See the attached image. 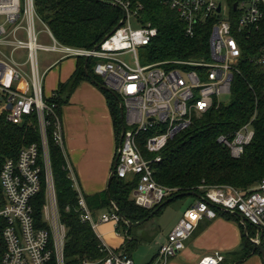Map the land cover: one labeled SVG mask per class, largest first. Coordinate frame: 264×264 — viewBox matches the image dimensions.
<instances>
[{"label":"built area","instance_id":"obj_1","mask_svg":"<svg viewBox=\"0 0 264 264\" xmlns=\"http://www.w3.org/2000/svg\"><path fill=\"white\" fill-rule=\"evenodd\" d=\"M99 1L118 7L123 23L101 40L97 49H82L60 44L37 17L33 0H0V115L10 125L30 124L33 117L40 140L39 144L20 148L0 164V264H64L66 230L58 211L46 139L52 119L53 139L62 151L64 140L55 104L48 103L42 94L43 75L36 64L39 50L58 52L60 58L95 60L92 72L118 95L125 123L122 141L115 150L114 177L136 179L132 198L146 210L164 203L176 192L155 182V165L161 161L169 140L187 129L193 118L205 114L214 100L221 102L230 94L241 61V42L260 43L250 62L264 67V0H161L178 16L187 37L194 35L197 26L209 24L208 52L199 59L164 60L145 66L139 64L137 49L150 43L158 31L150 22H141L144 5L129 0ZM38 19L52 46L38 44ZM16 50L26 52L24 62L12 58ZM125 55L133 63L126 62L122 58ZM9 80L18 89L9 88ZM250 127L244 125L233 138L223 135L218 142L230 150L232 157H238L253 138ZM66 169L77 191L81 220L94 231L97 224L105 222L116 227L120 218L113 208L100 217L99 223L94 221L67 162ZM43 189L38 221L34 204ZM199 189L203 194L184 210L168 233L155 264H166L181 252L199 222L216 217L213 206L241 216L255 228L251 242L264 247V180L247 192L228 185ZM101 244L106 255L100 264H135L132 258ZM223 258L215 253L202 257L198 264H219Z\"/></svg>","mask_w":264,"mask_h":264},{"label":"trees","instance_id":"obj_2","mask_svg":"<svg viewBox=\"0 0 264 264\" xmlns=\"http://www.w3.org/2000/svg\"><path fill=\"white\" fill-rule=\"evenodd\" d=\"M133 4L144 5L140 13L141 22H150L158 34L143 49L144 64L158 63L164 60H190L206 57L208 52L209 24L196 27L191 37L185 30L178 16L161 0H129ZM37 17L48 27L53 37L64 46L93 49L122 19V12L116 6H110L96 0H33ZM242 56L238 71L230 84L228 101H213V106L200 117L193 118V123L185 130L177 133L169 140L161 153V161L155 165L154 180L161 186L175 188L169 202L183 197V193L203 194L199 187L228 185L236 190L247 192L264 180V67L250 62L256 54L260 43L241 42ZM85 59V58H84ZM77 58V67L70 79L60 83L54 96L46 99L55 104V112L61 122V107L68 103L73 89L83 80L90 79L102 93L113 123L115 147L119 145V135L124 128L123 113L119 105L118 95L107 92L102 86L103 80L92 72L95 60ZM32 123L13 125L0 115V164L6 158H12L20 148L39 144L37 126ZM244 125L251 126L252 140L243 147L238 157H232L230 150L218 142L221 136L233 138L234 132ZM54 120L47 128L48 154L53 174V185L58 204V211L65 226L64 264H100L106 255L102 244L90 224L81 220L78 207L77 191L68 177L65 154L53 139ZM136 179H120L113 177L110 181L109 195L103 192L84 197L93 217L96 212L111 211L112 203L126 221L146 223L159 215L168 205L167 201L149 210L138 207L132 198L136 187ZM44 189L36 197L34 214L41 220V209L44 203ZM196 197V196H193ZM156 213L152 216V211ZM216 216L232 219L239 224L241 218L237 214L221 211L213 206ZM148 218V220H146ZM142 223V224H143ZM240 224L242 232L241 246L237 251L223 256L219 264H240L251 256L259 255L258 247L250 238L255 228ZM117 233L123 237V244L114 249L131 258L138 246L139 239L132 236V228L119 219L116 224ZM262 258V257H261ZM149 262L148 264H151ZM264 264V263H263Z\"/></svg>","mask_w":264,"mask_h":264},{"label":"crops","instance_id":"obj_3","mask_svg":"<svg viewBox=\"0 0 264 264\" xmlns=\"http://www.w3.org/2000/svg\"><path fill=\"white\" fill-rule=\"evenodd\" d=\"M60 57L61 55H58L54 60L47 62L46 68L41 73L42 94L46 99L54 96L58 85L68 81L77 67L76 58ZM61 124L63 154L81 194L88 197L103 192L106 190L113 169L116 147L113 123L105 97L91 81L88 83L81 81L73 89L68 103L61 107ZM184 210L169 226V232L183 216ZM106 212L107 210L96 212L94 221L99 223L100 217ZM240 224L241 221L238 224L232 219L219 216L200 221L191 237L186 240L185 247L178 254L171 256L166 264H198L204 256L215 253L226 256L237 251L242 242ZM95 229L98 238L109 248L118 249L123 244V237L117 233L113 223L97 224ZM163 240L164 238L162 241L157 238V247L151 258L152 264L157 263L159 247L165 243ZM241 264H263V262L260 256L255 255Z\"/></svg>","mask_w":264,"mask_h":264},{"label":"rangeland","instance_id":"obj_4","mask_svg":"<svg viewBox=\"0 0 264 264\" xmlns=\"http://www.w3.org/2000/svg\"><path fill=\"white\" fill-rule=\"evenodd\" d=\"M133 28L137 27V24L132 25ZM35 31L38 34V44H42L45 46H52L53 42L51 38L46 34L45 26L41 21L38 19L35 22ZM142 53L143 49H137V59L141 66H145L142 61ZM60 55L58 52H51L45 50H39L37 52V59L36 64H38V73H43V70L46 68V63L54 60L55 57ZM26 57V52L23 50H16L12 58L18 62H24ZM126 62L133 63L132 60H129V57L125 55L122 57ZM11 59V57L9 58ZM26 67H23V70ZM82 82H89L87 79L83 80ZM7 86L10 88L18 89V85L16 83H11L9 80L7 82ZM229 96H224L221 98L224 102L228 101ZM95 112V111H94ZM76 143V142H75ZM73 146V143H72ZM196 197L193 196H183L179 197L178 199L171 201L168 205L165 206L163 212L159 215H156L150 219V221L143 223L135 228H132V236L139 239L138 246L135 251L131 254V258L133 259L135 264H146L151 261L152 256L155 253L157 247V238L159 241L166 242V235L169 233V226L176 220V218L181 216L182 210L186 209ZM165 244V243H164ZM259 256V255H257ZM244 263V262H243ZM241 264V263H240Z\"/></svg>","mask_w":264,"mask_h":264},{"label":"water","instance_id":"obj_5","mask_svg":"<svg viewBox=\"0 0 264 264\" xmlns=\"http://www.w3.org/2000/svg\"><path fill=\"white\" fill-rule=\"evenodd\" d=\"M97 1V0H96ZM99 1V0H98ZM101 2V1H100ZM105 3V2H104ZM217 11H219V8L217 9ZM123 23V19H121L118 24L114 27V29L111 31L110 34H112L114 32V30L119 27L121 24ZM110 34L106 35L102 40L106 39ZM99 45V44H98ZM98 45L95 46V48L97 49L98 48ZM86 62V59H84V63ZM85 74L86 76L90 79L91 83L94 84L96 83L95 80L93 78H91L89 76V74L86 72V69H85ZM107 92H110L112 93L113 95H115L113 92H111L105 85L102 86ZM119 105H120V102H119ZM121 107V105H120ZM122 108V107H121ZM121 114H122V109H121ZM123 131H124V128H122L121 132H120V135H119V144L120 142L122 141V135H123ZM112 172L108 178V181H107V187H106V192L107 194L109 195V186H110V181L111 179L114 177V169H115V161L113 162V166H112ZM182 195H186V196H196L197 198H200L199 195H197L196 193H192V192H188V193H183ZM170 199H167V203L169 202ZM112 208L114 210L115 213H117V215L119 216V218L127 225L128 228H135L136 226H139L141 225L143 222H135L134 224H131L130 222L126 221V219L124 218V216L118 212L115 204L112 203ZM226 212V211H225ZM156 213V210L152 211V213L150 214V216L154 215ZM230 213V212H228ZM232 214V213H231ZM239 218H241V216L237 215ZM148 220V218L146 219ZM241 222H242V225L245 226V234H247V228H246V223L242 220L241 218ZM256 246L258 247V250H259V253L261 254V257H262V262L264 263V247L261 243L259 244H256Z\"/></svg>","mask_w":264,"mask_h":264}]
</instances>
